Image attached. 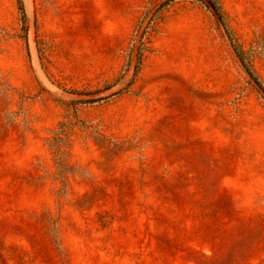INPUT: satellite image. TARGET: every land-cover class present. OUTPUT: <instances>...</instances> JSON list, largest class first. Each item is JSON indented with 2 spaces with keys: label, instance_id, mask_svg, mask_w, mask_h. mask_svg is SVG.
Listing matches in <instances>:
<instances>
[{
  "label": "rangeland",
  "instance_id": "rangeland-1",
  "mask_svg": "<svg viewBox=\"0 0 264 264\" xmlns=\"http://www.w3.org/2000/svg\"><path fill=\"white\" fill-rule=\"evenodd\" d=\"M210 1L0 0V264H264V0Z\"/></svg>",
  "mask_w": 264,
  "mask_h": 264
},
{
  "label": "water",
  "instance_id": "water-1",
  "mask_svg": "<svg viewBox=\"0 0 264 264\" xmlns=\"http://www.w3.org/2000/svg\"><path fill=\"white\" fill-rule=\"evenodd\" d=\"M205 1L213 8V10L215 11V13H216V15L218 17L217 11L215 10V8H214L213 4L211 3V1L210 0H205Z\"/></svg>",
  "mask_w": 264,
  "mask_h": 264
},
{
  "label": "trees",
  "instance_id": "trees-1",
  "mask_svg": "<svg viewBox=\"0 0 264 264\" xmlns=\"http://www.w3.org/2000/svg\"><path fill=\"white\" fill-rule=\"evenodd\" d=\"M248 69V71H249V68H247ZM250 74H252L251 72H250ZM253 75V74H252Z\"/></svg>",
  "mask_w": 264,
  "mask_h": 264
}]
</instances>
